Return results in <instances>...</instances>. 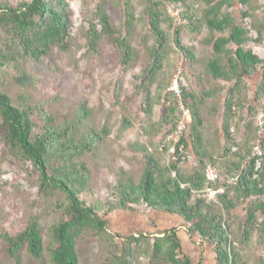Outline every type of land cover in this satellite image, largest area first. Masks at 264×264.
Masks as SVG:
<instances>
[{
	"label": "trees",
	"instance_id": "16d2710c",
	"mask_svg": "<svg viewBox=\"0 0 264 264\" xmlns=\"http://www.w3.org/2000/svg\"><path fill=\"white\" fill-rule=\"evenodd\" d=\"M204 1L203 9L194 0L147 1L143 16L148 19L149 38L144 42L145 46L150 39L154 42L148 46V65L136 77V91L143 99L142 131L157 140L134 148L142 154L144 163L140 182L135 183L130 175L121 172L115 187L101 201L102 206L88 196L91 175L82 158L93 155L110 131L105 128L98 132L87 126L91 112L85 105L79 107L73 120L59 124L44 107L48 101L29 104L30 98L23 97L16 105L0 90V143L9 160L34 170L44 200L60 194L54 207L63 216L48 232L47 249L35 216L15 234L0 230V243L9 259L22 264L23 251L34 260L42 259L47 252L53 264H80L77 242L84 237L108 238L102 264H204L208 244L216 264H249L247 252L254 247L256 237L264 250V133L260 124L254 128V120L264 118V58L257 55L256 48H249V44L264 48V29L253 22L251 0ZM236 4L243 9L240 17L232 12ZM124 7V29L116 28L106 15L97 16L102 29L92 24L86 41L94 53L105 39L111 41L120 50L121 64L126 69L136 60L130 38L137 20L130 3L125 2ZM170 11L178 12L180 21ZM73 17L69 0H30L16 7L0 0V75L12 71L19 87L32 89L25 65L48 57L56 49L68 51ZM183 29L195 36L207 33L204 44L212 48V55L206 62V74L220 86L200 93L183 90V104L191 113L187 135L181 143L185 149L183 154L177 152V160L166 163L171 147L167 138L183 118L177 99L169 92L174 67L171 55H182L192 71L200 61L194 50L184 44ZM252 32L257 34L256 39ZM184 73L189 76L187 71ZM257 73L261 82L254 92L256 103L248 104L247 80ZM199 80H203L202 76ZM223 93L221 131L225 145L220 148L208 139L202 108L210 101L212 111L219 115ZM159 107L162 113L157 120ZM35 114L40 116V127L33 121ZM129 126L132 123L124 120L122 130ZM259 141L262 159L253 155ZM182 156H193L196 167L182 163ZM259 161L262 165L257 170ZM210 166L224 175L219 173L215 184L206 176ZM221 188L224 193L210 201L208 190ZM243 205L245 218L236 223L232 215ZM137 206L177 217L183 225L156 235H131L117 242L120 236L114 239L108 233V221L103 216L116 211L135 212ZM217 207L220 211H216ZM180 229L190 238L200 239L202 249L195 262L183 254ZM255 264H264V258Z\"/></svg>",
	"mask_w": 264,
	"mask_h": 264
},
{
	"label": "rangeland",
	"instance_id": "374dc122",
	"mask_svg": "<svg viewBox=\"0 0 264 264\" xmlns=\"http://www.w3.org/2000/svg\"><path fill=\"white\" fill-rule=\"evenodd\" d=\"M4 1L10 2L12 7H16L22 2L30 0ZM147 1L69 0L74 10L72 41L69 50L61 52L56 49L48 57L40 61L31 60L25 65L32 78L29 81L32 84V89L25 90V87H19L14 80L15 73L12 71L8 75H0V90L11 97L16 105L23 97L30 98L29 104H39L40 102L43 104L48 101L49 103L44 107L47 108L50 115L57 119L59 124L73 120L75 112L81 105H85L91 112L87 126H92L98 132L105 128L110 131V135L99 145L93 155H86L82 158L91 175L88 196L98 206H102L101 201L107 197L109 189L115 187L121 172L130 175L135 183L140 182L144 163L142 154L136 152L134 148L137 144L148 146L151 140H157L151 139L142 131L145 124V116L142 112L143 99L136 91L139 84L136 77L142 74L148 65V46L154 42L150 39L148 46H145L146 42H144L145 38H149L148 19L143 16ZM194 1L199 9L205 7L204 0ZM125 2L130 3L137 20L135 32L130 38L136 60L126 69L121 64L120 50L111 41L105 39L95 53L89 51L86 41V34L92 24H97L99 31L102 29L97 16L106 15L116 28L124 29ZM251 3L254 14L253 22L256 21L264 29V0H251ZM242 10V7L236 4L232 12L240 17ZM181 34L184 44L194 50L200 61L192 71L189 62L182 55L172 54L171 59L174 67L171 71L170 83L177 70L181 69L184 76V72L189 73L190 80L187 76L185 77L188 80V89L191 91L206 92L220 86L206 74V62L212 55V48L204 44L207 33L195 36L187 29H183ZM251 36L254 39L257 38L255 32H252ZM249 46V48H256L257 55L264 58V48L253 44H249ZM199 76H202L203 80H199ZM247 81L250 86L248 104L255 105L254 92L260 86V73L255 74ZM225 94L221 95L219 115L212 111L213 104L210 101L202 108L208 139L211 142L214 141L215 145L220 148L225 145L221 131ZM161 113V107L157 108L155 113L157 120L161 117ZM246 118L249 119V117ZM126 119L132 123V126L122 130L123 121ZM33 121L38 127L41 126L38 114L33 116ZM262 122L264 124V118ZM259 124L257 117L254 120V128H258ZM84 128L85 126L79 129V135L83 133ZM190 158L191 161L186 164L196 167L194 165L195 158L193 156ZM165 162H168L167 157ZM232 181L230 180V184ZM223 190L225 191L224 188ZM59 196V193H55L52 197L44 200L40 195L34 170L31 167L20 165L16 160H9L0 143L1 231L15 234L23 230L29 219L35 216L41 225L47 249L49 247L48 232L51 226L63 217L62 212L54 207L59 201ZM216 211H220V209L217 207ZM245 213L246 205H243L233 213L232 217L238 223L244 220ZM103 218L108 221V233L114 239L118 238L116 236H120L119 239H115L117 242H121L120 238H127L131 235H156L183 225L181 219L163 212L153 211L145 206H137L135 212L116 211L103 216ZM179 238L183 241V254L194 258V262L197 261L202 249L198 243L200 239L194 237L195 241L191 243L190 239L192 238L183 229H180ZM257 240L258 237L255 239L254 247L247 252L250 257L249 264H255L260 258H264V250L257 244ZM105 241L108 242L107 237L79 239L77 248L80 264H102ZM144 248L141 247V250ZM206 253H209L207 264H214L215 255L212 254V246L209 244L206 245ZM22 259V264H53L47 252L42 259L34 260L26 251H23ZM0 264H16L6 256L2 243H0Z\"/></svg>",
	"mask_w": 264,
	"mask_h": 264
},
{
	"label": "built area",
	"instance_id": "2783aa9c",
	"mask_svg": "<svg viewBox=\"0 0 264 264\" xmlns=\"http://www.w3.org/2000/svg\"><path fill=\"white\" fill-rule=\"evenodd\" d=\"M171 14H173L174 16H177L178 21H180V17L178 16V12L175 11H170ZM188 80L187 78L183 75V72L181 69L177 70L176 74L173 76V79L170 83L169 86V92L171 93V95L173 97H175L178 101V105H179V109L181 110V112L183 113V118L181 119V121L178 123L175 131L173 134L169 135L167 138V143L169 145H171L169 152L167 154V158L168 161H174L177 160V152L179 151L180 154L184 153V149L185 147L183 145H181L182 141L186 138L187 135V124L190 118V110L183 104V100H182V96H183V90L188 88ZM262 117L259 118V122H260V128H261V134L263 135L264 133V129H263V122H262ZM237 151V148L234 149V152ZM253 155L254 157H256L257 159H262L263 158V148H262V142L259 141L257 143V145L254 148L253 151ZM182 163L184 162H189L191 161L190 156H182L181 159ZM196 161L194 162V165H196ZM261 161H259L257 163V170H259L261 168ZM206 176L207 179L212 183L215 184L220 176H219V172L216 168L210 166L208 167L207 171H206ZM224 190L223 188L219 189V190H208V195H209V200H213L216 198L217 195L219 194H223Z\"/></svg>",
	"mask_w": 264,
	"mask_h": 264
},
{
	"label": "crops",
	"instance_id": "0c3cea01",
	"mask_svg": "<svg viewBox=\"0 0 264 264\" xmlns=\"http://www.w3.org/2000/svg\"><path fill=\"white\" fill-rule=\"evenodd\" d=\"M189 239H190V238H189ZM181 241H182V240H181ZM190 241H191V243H192V242L195 241V239H190ZM199 242H200V241H199ZM199 242H198V243H199ZM182 247H183V241H182ZM183 249H184V247H183ZM208 254H209V253H206V252H205V255H204V257H205L204 264H207V262H208V256H207ZM212 254H214V253H212ZM199 255H200V254H199ZM214 255H215V254H214ZM191 258H192V257H191ZM193 259H194V258H193ZM213 259H214V264H216V263H215V256H214Z\"/></svg>",
	"mask_w": 264,
	"mask_h": 264
}]
</instances>
